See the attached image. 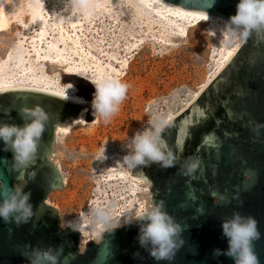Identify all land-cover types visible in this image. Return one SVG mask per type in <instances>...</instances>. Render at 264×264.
<instances>
[{"label": "water", "instance_id": "1", "mask_svg": "<svg viewBox=\"0 0 264 264\" xmlns=\"http://www.w3.org/2000/svg\"><path fill=\"white\" fill-rule=\"evenodd\" d=\"M159 1L225 21L236 14L239 3L192 0L184 6L183 0ZM60 82L74 85L84 103L63 100L60 95L31 87L0 89V124L23 126L18 113L24 107L41 106L50 117L36 164L28 170L35 173L34 177L26 174L21 180L18 173L9 171L13 153L4 151L0 140V182L31 192L35 213L19 227L0 218V264H30L25 254L31 255L34 249L61 247L60 264H234L228 256H214V250L228 249L221 225L234 212L258 221L261 239L255 242V252L260 264H264V128L257 129V125H264V37L251 35L194 102L164 125L162 139L178 157L175 167L165 169L153 163L127 168L134 179L150 183V207L163 201L165 211L184 228L185 244L171 262L155 261L140 246V222L135 218L113 231H102L98 242L88 241L81 251L80 232L72 227L63 229L56 210L46 204L52 191L64 187L60 173L49 160L56 126H67L83 108V121L94 118L92 85L75 75L63 74ZM188 157L201 161L195 178L181 174ZM213 192L216 197L211 195ZM237 194L239 200L232 199ZM221 195L227 197L225 202H220ZM2 198L0 195V201ZM201 208L202 215L198 211ZM69 253L75 258L65 262Z\"/></svg>", "mask_w": 264, "mask_h": 264}, {"label": "rangeland", "instance_id": "2", "mask_svg": "<svg viewBox=\"0 0 264 264\" xmlns=\"http://www.w3.org/2000/svg\"><path fill=\"white\" fill-rule=\"evenodd\" d=\"M54 2L0 0L8 18L7 28L0 31L2 83L52 87L83 99L74 85L68 89L70 83L60 82L63 74L107 77L126 83L128 92L109 123L93 118L56 131L49 160L64 187L52 191L45 202L56 210L63 229L68 220L96 206L108 207L106 211L123 207L125 201L117 195L124 192L128 209L146 212L152 205L150 183L108 181L106 166L114 164V155H127L126 143L150 122L165 123L184 111L239 40L224 29L223 21H177L146 0H82L86 7L80 10L66 8V0L63 8L52 10ZM82 110L86 112L83 108L78 114ZM125 173V166L112 172ZM89 239L80 238L81 251Z\"/></svg>", "mask_w": 264, "mask_h": 264}, {"label": "clouds", "instance_id": "3", "mask_svg": "<svg viewBox=\"0 0 264 264\" xmlns=\"http://www.w3.org/2000/svg\"><path fill=\"white\" fill-rule=\"evenodd\" d=\"M192 0H183L184 6H188ZM82 0H66V8L77 10L85 8ZM205 19L208 18L203 13ZM224 29L237 38L240 43H245L253 34L264 37V0H239L236 14L231 16L224 24ZM83 78V77H82ZM88 80L95 92L91 101V108L94 120L107 124L119 112L120 105L125 101L128 92V85L118 79ZM68 89L73 85H68ZM66 91L62 94L63 100L70 97ZM76 103H84L80 98H71ZM23 126L15 124H0V140L4 143V151L13 153V160L10 172L18 173V179L23 180L25 175L34 177L35 173L28 170L36 164L38 149L43 143V134L50 123V117L41 106L32 108L24 107L19 110ZM9 115V113H5ZM56 127H60L57 125ZM164 122L156 120L150 122V127L143 131H138L126 143L128 154L123 157V163L118 164L129 169L138 166L148 167L151 164H159L162 168L175 167L178 157L168 148L162 139ZM264 128V125H257V129ZM7 163V161H4ZM201 161L196 157H188V162L181 168V174L195 178V173L200 169ZM202 171V170H201ZM25 181L24 187H26ZM23 187H8L6 183L0 182V218L4 223H15L17 227L28 223L35 215L33 205L30 203L31 192H25ZM216 197L217 194H211ZM239 200V195L232 197ZM220 202L227 200L226 196L219 197ZM203 214V209H198ZM92 218L94 224L109 228L111 224V214L104 209H92L87 213ZM140 222L139 244L149 251V255L155 261L174 260L176 253L184 246L185 240L182 238L184 228L175 221L165 211L164 202L154 204L150 210L135 217ZM133 219H127L124 223H131ZM73 222H69L71 228ZM121 223L111 226L113 231L120 227ZM222 234L228 241L227 251L214 250V256L225 255L234 260V264H260L255 252V242L261 239L258 229V221L252 216H242L239 212H234L231 218L222 221ZM75 231V229H73ZM63 255V248L47 250L34 249L31 255L25 254L30 264H60ZM75 256L71 253L65 257V262L71 261Z\"/></svg>", "mask_w": 264, "mask_h": 264}, {"label": "bare ground", "instance_id": "4", "mask_svg": "<svg viewBox=\"0 0 264 264\" xmlns=\"http://www.w3.org/2000/svg\"><path fill=\"white\" fill-rule=\"evenodd\" d=\"M61 1V2H60ZM147 2H149L154 8H155V11H157L158 13L164 15V16H168L172 19H176L177 21H185L186 23H192V24H199V23H202V22H212L214 20H219V21H223L224 22H227L221 18H218V17H215V16H212V15H209L207 14L208 18L205 19V16L203 15L202 12H196V11H191V10H185V9H181V8H177V7H174V6H171L169 4H166L162 1H159V0H146ZM36 4V3H35ZM4 6L0 8V31H3L5 28H7V25H8V18H7V15L5 14V11H4ZM60 8H63L62 7V0H55V2L53 3V7H52V10L56 9H60ZM55 13V12H54ZM31 15L33 17H36V11L35 10H31ZM36 21V20H35ZM241 45L240 41L232 48L231 52L229 53L226 61L223 63V65L218 69V71L215 72L214 76L219 73V71L221 70V68H223V66H225V64L229 61V59L232 57V55L235 53V51L238 49V47ZM80 74V73H79ZM213 76V77H214ZM81 77V76H80ZM216 77V76H215ZM214 77V78H215ZM213 78V79H214ZM3 78H0V89L1 88H11V87H31V88H36V89H40V90H43V91H47V92H51V93H54V94H57V95H60L62 96V94H64L66 91L64 90H61V89H57V88H48L46 89L45 87H37V85H19V84H12L11 82H5V83H2V80ZM212 79V80H213ZM5 81V80H4ZM209 82V81H208ZM34 83V82H33ZM31 84V83H30ZM209 84V83H208ZM95 89V88H94ZM202 92V91H201ZM200 94V93H199ZM67 95L70 97L69 100L73 101V97L75 98H80L82 99L81 97H79L76 93H67ZM198 94H196L197 96ZM195 96V97H196ZM198 97V96H197ZM196 97V98H197ZM195 98V99H196ZM194 99V100H195ZM83 100V99H82ZM74 102V101H73ZM194 102V101H193ZM192 102V103H193ZM191 103V104H192ZM190 104V105H191ZM189 105V106H190ZM188 106V107H189ZM187 108V107H186ZM84 112L85 110H82L81 113H79L75 119L70 122L68 125L67 128H59L58 130L56 129V131H58L57 133H61V132H64L72 127H75L77 125H85V121H83L84 119ZM176 117V116H175ZM175 117L171 116L165 123L167 124L169 121H171L172 119H174ZM55 131V133H56ZM68 132V131H67ZM66 132V133H67ZM112 161H113V165L111 166H106V169L105 171L109 174V179L108 181H119V182H122L123 180L125 179H129L131 180L132 182L136 183V184H142L143 182L141 181H144L145 183L148 181L144 180V179H134L132 176H130V174L128 173H125L126 175H122V174H116L115 176L112 174V172H115V171H118V170H122V168H124V166H121V165H118V164H122L123 163V158L122 157H119L117 154L114 155L113 158H111ZM58 170V169H57ZM59 172V171H58ZM63 179V178H62ZM124 194H126L125 192L124 193H121L120 196L117 195L118 197V201H125V204L123 207H115L113 209H110L109 212L111 214V217H112V220H111V224L109 226V228H111V226H114L115 224L117 223H124L125 220L127 219H133L135 217H138L139 215H141L142 213H144L142 210H139L140 208H133L132 206L130 207V209H128L127 207V203L128 201H126V197ZM96 203V202H94ZM98 205V204H97ZM99 206V205H98ZM95 208V207H94ZM96 208H98L96 206ZM107 209L108 207H102L101 209ZM138 209V210H137ZM113 213V214H112ZM89 216V215H88ZM87 214H84L83 212L81 214H78L76 216H74L73 218H71L70 220H68L66 223H65V228L66 227H70L69 226V222H73L71 227L72 228H75L77 229L80 233H79V238L81 239H85L87 237H89L90 241H97L98 239H100L101 236H99V234L106 230V229H109V228H104L102 225H99V224H94L92 222V218L88 217Z\"/></svg>", "mask_w": 264, "mask_h": 264}]
</instances>
